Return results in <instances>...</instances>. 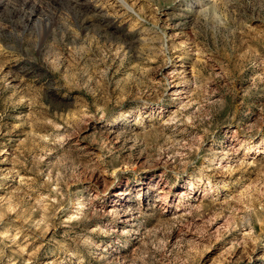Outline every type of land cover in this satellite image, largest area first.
Returning <instances> with one entry per match:
<instances>
[{
    "label": "rangeland",
    "instance_id": "374dc122",
    "mask_svg": "<svg viewBox=\"0 0 264 264\" xmlns=\"http://www.w3.org/2000/svg\"><path fill=\"white\" fill-rule=\"evenodd\" d=\"M0 0V264H264V0Z\"/></svg>",
    "mask_w": 264,
    "mask_h": 264
},
{
    "label": "bare ground",
    "instance_id": "6f19581e",
    "mask_svg": "<svg viewBox=\"0 0 264 264\" xmlns=\"http://www.w3.org/2000/svg\"><path fill=\"white\" fill-rule=\"evenodd\" d=\"M124 6H126L129 9H132L130 5H128L124 0H119Z\"/></svg>",
    "mask_w": 264,
    "mask_h": 264
}]
</instances>
